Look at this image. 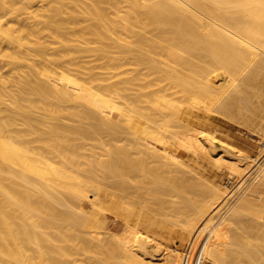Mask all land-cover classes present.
Returning <instances> with one entry per match:
<instances>
[{"label": "bare ground", "instance_id": "6f19581e", "mask_svg": "<svg viewBox=\"0 0 264 264\" xmlns=\"http://www.w3.org/2000/svg\"><path fill=\"white\" fill-rule=\"evenodd\" d=\"M240 116L255 155L214 128ZM188 244L264 264V0H0V264Z\"/></svg>", "mask_w": 264, "mask_h": 264}, {"label": "rangeland", "instance_id": "374dc122", "mask_svg": "<svg viewBox=\"0 0 264 264\" xmlns=\"http://www.w3.org/2000/svg\"><path fill=\"white\" fill-rule=\"evenodd\" d=\"M239 118H241V119H239ZM248 119H244V118H242L241 116L240 117H238L237 118V120H229L230 121V124H232L233 125V127H230V126H226L225 124H220V126H219V124H215L214 125V128L216 127V128H218L219 129V127H222V128H220L219 130L222 132L220 135H221V137H223L224 138V135H225V139H228L229 138V141H232L237 147H239V148H242V149H248V150H250V148H251V150H250V152H251V154H253V155H255V154H257L258 153V149H260V147H261V140L259 139L260 138V136L257 134V133H255V132H252V131H250V130H252V129H250L251 128V126L249 127V125L248 124H253V122H251L250 120H248ZM244 121H247V122H244ZM249 122V123H248ZM245 124H247V126L245 125ZM38 129L39 130H41V131H48L47 129H49V127L48 126H38ZM223 130V131H222ZM218 133H220V132H218ZM227 133V134H226ZM228 137V138H227ZM232 139V140H231ZM254 140V141H253ZM253 142V143H252ZM256 142H258V143H256ZM245 143H248V144H246L245 145ZM243 144H244V146H243ZM251 144V145H250ZM242 145V147H240ZM245 146H248V148H246ZM260 146V147H259ZM259 147V148H258ZM255 150V151H254ZM258 150V151H257ZM257 152V153H256ZM235 183V184H234ZM236 185V181H234V182H231L230 183V188H232V187H234ZM241 191H243V189L241 188L239 191H238V195H236L237 197L235 198V200H234V202H233V204L231 205V206H229V208H227L223 213H222V215L220 216V218L217 220V222H216V224H215V228L216 227H219L221 224H222V222H223V220H224V218L230 213V211L232 210V207H233V205L234 204H236L237 202H238V200L240 199V197L242 196V194L244 193V191L243 192H241ZM155 196V195H154ZM157 201V200H156ZM157 203V202H156ZM155 203V204H156ZM154 204V205H155ZM159 205V206H158ZM156 206H157V208L154 206V210H155V213H157V214H159V216L160 217H162V214H163V212H164V210H165V208H164V206H163V204L162 203H157L156 204ZM163 206V207H162ZM162 208V210H160ZM182 209H184L183 207H182ZM192 209V208H191ZM191 209H189V211L187 210V208L185 209V210H187L188 211V213L190 212H192L191 211ZM181 210V209H180ZM187 211H185V213H187ZM189 213V214H190ZM185 215V214H181L180 216H181V219L179 220V219H176V220H178V221H176L175 220V223L177 222V224L178 225H180L181 223H183L182 221H184V219H186V218H188V217H183V216ZM179 216V217H180ZM178 217V218H179ZM182 218H184V219H182ZM181 222V223H180ZM246 226H247V223H246V221L245 220H243V219H240L238 222H237V224H236V227H235V229H234V232H237V231H240L242 234H246ZM168 229V228H167ZM167 229H166V231H167ZM215 230V229H214ZM213 230V231H214ZM173 235V234H172ZM176 235L174 234L172 237H175ZM170 243V244H169ZM168 244L169 245H173L172 244V242H168ZM226 249L227 250H230L231 249V246H232V244H231V242L229 241L226 245ZM179 248H183V247H179ZM92 249V248H91ZM96 249H98L99 251L101 250V253H99V252H96V251H98V250H96ZM91 254H93V256L91 255ZM94 254H97V255H95L94 256ZM89 255L91 256L90 258V260H89V262H91V263H89V264H99V260H98V258H103L104 257V253H103V249L102 248H96L95 247V251L93 252H89ZM72 257H77V258H82L83 256H81V255H78V254H75V255H73ZM241 258V259H240ZM235 261V263H233V264H246V262H245V260L242 258V257H236V256H234V257H232L231 256V259L229 258V261L231 260L232 262H234L233 260ZM239 259H240V261H239ZM98 260V261H97ZM230 261V262H231ZM231 262V263H232ZM244 262V263H243Z\"/></svg>", "mask_w": 264, "mask_h": 264}, {"label": "built area", "instance_id": "2783aa9c", "mask_svg": "<svg viewBox=\"0 0 264 264\" xmlns=\"http://www.w3.org/2000/svg\"><path fill=\"white\" fill-rule=\"evenodd\" d=\"M184 253L182 264H203V244H199L196 247L188 244Z\"/></svg>", "mask_w": 264, "mask_h": 264}]
</instances>
